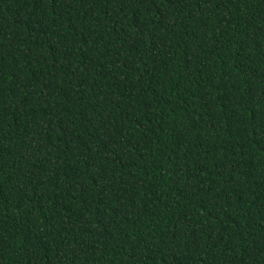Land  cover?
<instances>
[{
    "label": "trees",
    "instance_id": "16d2710c",
    "mask_svg": "<svg viewBox=\"0 0 264 264\" xmlns=\"http://www.w3.org/2000/svg\"><path fill=\"white\" fill-rule=\"evenodd\" d=\"M0 264H264V0H0Z\"/></svg>",
    "mask_w": 264,
    "mask_h": 264
}]
</instances>
